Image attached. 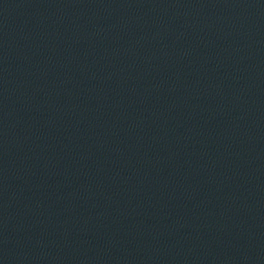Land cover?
I'll return each mask as SVG.
<instances>
[{"label":"water","instance_id":"95a60500","mask_svg":"<svg viewBox=\"0 0 264 264\" xmlns=\"http://www.w3.org/2000/svg\"><path fill=\"white\" fill-rule=\"evenodd\" d=\"M0 264H264V0H0Z\"/></svg>","mask_w":264,"mask_h":264}]
</instances>
